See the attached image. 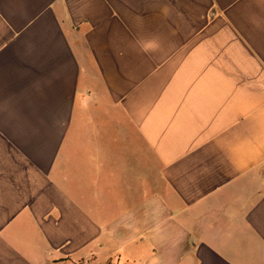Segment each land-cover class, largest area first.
<instances>
[{"label": "crops", "instance_id": "0c3cea01", "mask_svg": "<svg viewBox=\"0 0 264 264\" xmlns=\"http://www.w3.org/2000/svg\"><path fill=\"white\" fill-rule=\"evenodd\" d=\"M0 264H264V0H0Z\"/></svg>", "mask_w": 264, "mask_h": 264}]
</instances>
